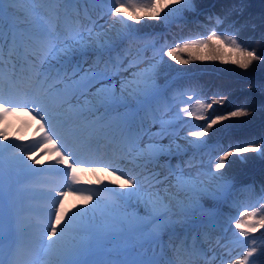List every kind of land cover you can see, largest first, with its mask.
<instances>
[{
	"label": "snow or ice",
	"instance_id": "obj_1",
	"mask_svg": "<svg viewBox=\"0 0 264 264\" xmlns=\"http://www.w3.org/2000/svg\"><path fill=\"white\" fill-rule=\"evenodd\" d=\"M98 4L105 5L113 18L114 33L102 26L96 31L94 21L83 23L82 12L91 21L84 6ZM195 10L196 0H0V264H175L169 248L197 252L195 237L190 248L187 236L181 240L177 229L187 232L193 219L210 213L204 200L229 201V178L221 170L233 156L241 162L254 158L248 153L264 159V136L230 145L210 158L204 167L206 182L186 175L185 162L173 165L172 157L180 148L177 144L173 151L174 141L139 147L137 121L143 122L149 114L154 118L167 100L168 88L158 82L164 57L178 65L220 60L248 69L253 62H264V52L246 47L238 30L217 31L230 17L243 13L244 0L210 15L212 27L206 38H183L166 51L165 45L157 48L156 43L135 51L121 47L139 38V29L132 24L142 25L145 19L176 23L186 11ZM148 51L151 57L143 55ZM226 99L219 94L211 102L198 100L194 111L179 109L191 119L206 121L196 126L200 130L188 131L187 136L195 138L186 140L188 145L201 149L206 143L201 138L209 136L214 126L250 115L245 106L215 116L205 114L214 105L223 106ZM20 115L35 121L42 134L40 143L54 155L55 165L66 170L33 168L39 145L25 148L9 141L10 121ZM175 119L180 120L179 113ZM113 144L118 150L106 159ZM15 148L18 154L12 151ZM125 164L140 172H126ZM187 166L192 167V162ZM54 174L62 176L59 186L33 179ZM85 174L97 177V187H73ZM105 175L121 183L113 186L111 179H99ZM69 196L80 199L84 207L64 211V198ZM25 197L32 202L27 215L35 219L28 235L21 206ZM231 206L241 207L237 200ZM213 220L219 222L218 216ZM229 223L238 233L235 243L247 250L242 258L229 253L228 264L231 259L235 264H264V248L253 260L258 249L247 246L250 233L264 230V197L259 208L239 211ZM208 264H216V257ZM220 264H225L223 258Z\"/></svg>",
	"mask_w": 264,
	"mask_h": 264
},
{
	"label": "trees",
	"instance_id": "obj_2",
	"mask_svg": "<svg viewBox=\"0 0 264 264\" xmlns=\"http://www.w3.org/2000/svg\"><path fill=\"white\" fill-rule=\"evenodd\" d=\"M234 3H238V0H196V10L186 11L188 16L196 18L195 21H183L178 25L172 24L169 28L166 27L167 32L159 35V39L152 37V41L159 47L165 45L164 50L166 51L167 46H174L183 38H206V34L210 32L212 27L206 14L210 13L211 16H215L224 12L226 7H231ZM201 21L206 25L202 24ZM232 21L236 22L235 29L231 26ZM142 25L132 24V27L139 29L138 33L151 32V34L154 30L165 28L163 23L147 19L142 22ZM225 30L229 32L238 30L239 38L246 47L256 49L257 52H264V41H262V36H264V0H244L243 13L230 17L228 23L217 28L218 32ZM182 55L187 56L186 53ZM163 59L166 63L159 67L158 82L162 86L170 80L167 104H169L171 95L180 96L184 103L178 107L175 103L171 104L175 110L169 116L172 125L178 122L175 115L179 113L181 119L190 121L186 130H200L196 126L205 124L206 121L191 119L184 113H180L179 109L184 107L194 111V105L198 100L211 102L219 94L227 97L225 104L223 106L214 105L212 110L205 113L206 115L224 114L240 106H245L250 112L247 117L224 121L210 130V135L206 136L205 139L211 144L217 142L215 146L213 145V157L230 145L245 141H258L261 136H264V62H253L248 69H240L234 64L222 63L220 60H192L188 65H178L168 57ZM189 95L195 98L189 101ZM245 155L254 158L241 162L240 157H230L232 163L226 169H222L221 172H226L231 185L247 181L252 183V195L249 204L247 203L248 205L254 204L250 210L252 211L259 208L260 201H257L258 198L264 197V191H262V186H264V159H260L256 153ZM208 163L209 161H203L201 165H195L192 169L187 170L190 175L203 178L207 176L204 167ZM237 198L240 204L245 203L242 201L246 198L244 193ZM223 209L232 216L234 210L232 207L224 205ZM234 234L233 237L236 240L238 238L236 230ZM252 239H256L255 245L251 244ZM247 246L258 249L257 256L250 258L256 260L259 250L264 248V230L250 233ZM246 250L247 248L243 244L238 247L240 255Z\"/></svg>",
	"mask_w": 264,
	"mask_h": 264
},
{
	"label": "bare ground",
	"instance_id": "obj_3",
	"mask_svg": "<svg viewBox=\"0 0 264 264\" xmlns=\"http://www.w3.org/2000/svg\"><path fill=\"white\" fill-rule=\"evenodd\" d=\"M166 11H168V9H166ZM82 18H83V17H82ZM96 20H98V19H96ZM92 21L95 22V19L92 20ZM92 21H89L87 18H86V19H83V22H86L87 25H90V23H91ZM95 25H96V24H95ZM119 27H120L119 25H115V28H119ZM102 29H103V31H105V32H109V30L111 29V30L113 31V33H114V29H113V21H112L111 24H109V25L103 27ZM95 30H96V31H100V30H101L100 25H99V26L96 25ZM91 59H92V58L89 57L88 62H91ZM36 133H37V131H33V132L30 134L31 136L28 138V140L30 141V140L34 139V138L36 137ZM26 138H27V137L13 136V137H11V139H9V141H10L11 143H13V144H18V145H20L21 142H23V141L26 140ZM186 140H193V141H194L195 138L185 136V134H181V135H179V136L177 137L176 141H175L174 143H172V149H173V151H177V149H176V145H177V144L180 145V148H179V150H178V155L173 156L172 159L175 158V157H177V156H179V155H182V158H184V157H187V155H193V154H196V153H197V154H201L202 149H196V148L191 147L190 145H188V144L186 143ZM195 142H196V143H200V141H195ZM149 144H150V143H149ZM157 144L168 145L165 141H162V142L157 143ZM113 150H118V145L113 144V145L109 146V149H108V151H107L106 159L111 158V155H112V151H113ZM12 151H14V149H12ZM33 157H34V159H38V163L32 165L33 168L40 169V168H43L42 166H45V164H48V163L52 164L51 167H53V166H57V165H55L54 162L51 163V162L49 161L50 157H40V158H36V155H33ZM165 159H168V157H161V160H165ZM184 159H186V158H184ZM25 163L30 164L31 161H28V160L26 159V157H25ZM47 168H49V167H47ZM45 169H46V168H45ZM124 170H125L126 172H129L130 174H132V173L134 174V173H136V170L139 171L140 169H139V168H136L135 165H132V164H125V165H124ZM89 181H91L90 184L88 183ZM203 181H206V182H207L208 179H207V180H203ZM84 182L87 183L88 185H96V186H97L96 182L90 180L89 178L85 179ZM197 219H198V218L193 219V220L191 221V224H192V223H196V222H197ZM177 232H178V231H177ZM182 251H183V250H180V251H178V253L181 254ZM199 252H200V246L197 247V252H196V253H189V252H188V253L186 254V256H183V257H182L183 260H184V263H185V262H188V260H189L190 258H191L190 261H197L198 256H200V255H198ZM200 257H201V259H202V256H200ZM211 260H212V259H211ZM211 260H208V261H211ZM208 261H206V262H207L206 264H208ZM216 264H219V262L216 261Z\"/></svg>",
	"mask_w": 264,
	"mask_h": 264
},
{
	"label": "rangeland",
	"instance_id": "obj_4",
	"mask_svg": "<svg viewBox=\"0 0 264 264\" xmlns=\"http://www.w3.org/2000/svg\"><path fill=\"white\" fill-rule=\"evenodd\" d=\"M92 10H94V12H96V8H92ZM165 11H166V9H165ZM162 15H163V13H162ZM112 21H113V18L110 16V15H108V14H104L103 16H101V20L100 21H98V23H99V25H100V27L102 26V28L103 27H105V26H107V25H109V24H111L112 23ZM98 25V26H99ZM149 44V42L147 41V39H145V41H144V43L143 44H141V45H139V46H136V48H135V50H137V49H140V50H142L143 48H144V46L145 45H148ZM134 50V51H135ZM149 52H146L145 54H143V55H146L147 57H151L152 55H150V56H148L147 54H148ZM150 54V53H149ZM145 65L144 64H141L140 65V67L141 68H143ZM85 67H87V64H85ZM22 117H24L23 115H21V118ZM15 119L16 120H18L19 118L18 117H15ZM11 121H13V119H11ZM19 121V120H18ZM12 124L13 123H11L10 124V126H12ZM161 130H163V129H161ZM182 133H187V132H182ZM165 135V136H164ZM163 138H161V136H159L155 141L156 142H161V141H163V140H165L166 142H167V144H169V142L170 141H176V137H171L170 136V133H168L167 134V130H166V134L164 133L163 135ZM151 138H154V137H150L149 138V140H151L152 141V139ZM146 145H148V144H146V143H139V147H145ZM88 175L87 174H85V175H83L82 176V180H84V179H86V177H87ZM99 178H101V180H103V181H107V180H109V179H111L112 180V182H115V183H118V184H120L121 182L120 181H117L116 179H115V177H108V176H100ZM200 180H207V178H202V179H200ZM115 183H112L113 185H115ZM230 194L231 193H229V196H230ZM229 200H233V197H231ZM69 203H71V204H73L74 206H75V209H72V207H65V205H67V204H69ZM78 204H81V203H83L80 199H79V202H77ZM77 203H76V198H74L73 196H69V197H66V198H64V211H66V212H70V211H75L76 209H77ZM68 209V210H67ZM239 211H250L249 209H246V207H244V206H241L239 209H238V211H236L237 212V217L239 216ZM141 213H143L142 211H141ZM198 229L199 230H195L194 232H193V234H192V236L190 235V231H188V235H190L191 236V241H190V246H192V244H193V237H195V243H197L198 244V246H199V244H202V241H201V239L199 238V235L201 234L200 233V227H198ZM179 230H183L182 228H178L177 229V231H179ZM216 234L218 233V231H219V228L218 227H216ZM213 235H210L209 236V238L210 237H212ZM163 239L165 240V241H167L168 240V236L167 235H165L164 237H163ZM182 239H184V237L182 236V238H181V240ZM176 243H177V241H176ZM179 243V242H178ZM209 246H208V248H209V250H210V253H208V255H207V257H208V259L207 260H211L212 258H213V256H219L218 257V259H217V261H219L220 262V259L221 258H223L224 259V261H225V264H228V258L226 257V255L228 254L224 249H223V247L222 246H219V244L217 243V241H212V243H211V245H210V243L208 244ZM195 247H197V246H195ZM207 248V249H208ZM197 249V248H196ZM171 253V249L169 248L168 249V255ZM204 253V252H203ZM206 260V261H207ZM179 264H184V263H182L181 261H180V263ZM187 264H193L192 262H190V263H187ZM205 264V263H204ZM231 264H235V260H233V261H231Z\"/></svg>",
	"mask_w": 264,
	"mask_h": 264
}]
</instances>
